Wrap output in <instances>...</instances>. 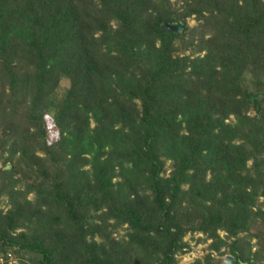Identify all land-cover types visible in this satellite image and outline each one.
<instances>
[{
  "label": "trees",
  "instance_id": "trees-1",
  "mask_svg": "<svg viewBox=\"0 0 264 264\" xmlns=\"http://www.w3.org/2000/svg\"><path fill=\"white\" fill-rule=\"evenodd\" d=\"M0 161L5 264H264V0H0Z\"/></svg>",
  "mask_w": 264,
  "mask_h": 264
},
{
  "label": "rangeland",
  "instance_id": "rangeland-1",
  "mask_svg": "<svg viewBox=\"0 0 264 264\" xmlns=\"http://www.w3.org/2000/svg\"><path fill=\"white\" fill-rule=\"evenodd\" d=\"M189 23L191 26H195L197 24V21L194 18H190L189 19ZM63 84L66 85V83L64 82ZM47 119V124H48V128L51 130L50 131V140L53 141L54 139L57 138V133L54 131V121L52 118V115H47L46 117ZM3 165V162L0 161V166ZM11 166V165H10ZM33 197V196H32ZM7 200L6 197L2 198V204L1 206L3 208H7ZM121 234L125 233V230H121L120 232ZM222 236H224V233H221ZM260 234L262 236H264V226L260 228ZM205 236L203 234L197 233V234H189L186 237V240L190 243V250L182 255L178 256V260H179V264H193L196 260L198 259H204V257L210 252L209 246L211 245V241H202L205 240ZM252 244L254 246L253 251H255L257 249V238H253L252 239ZM213 256L216 259H220L222 260L223 264H226L228 261V257L229 254L225 253L224 255H220L218 252H213ZM10 263L13 264H19L15 258H10ZM0 264H5V260L4 259H0Z\"/></svg>",
  "mask_w": 264,
  "mask_h": 264
},
{
  "label": "water",
  "instance_id": "water-1",
  "mask_svg": "<svg viewBox=\"0 0 264 264\" xmlns=\"http://www.w3.org/2000/svg\"><path fill=\"white\" fill-rule=\"evenodd\" d=\"M165 26L169 29H171L172 31H182L183 29V24L182 23H165ZM11 166L10 164L7 165V169H9ZM246 264V263H244Z\"/></svg>",
  "mask_w": 264,
  "mask_h": 264
}]
</instances>
